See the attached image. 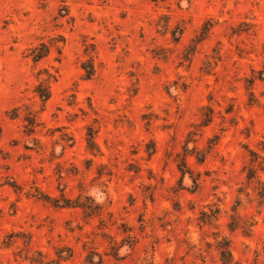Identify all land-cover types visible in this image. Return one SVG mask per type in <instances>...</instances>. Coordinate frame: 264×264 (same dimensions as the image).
Here are the masks:
<instances>
[{"label": "rangeland", "instance_id": "obj_1", "mask_svg": "<svg viewBox=\"0 0 264 264\" xmlns=\"http://www.w3.org/2000/svg\"><path fill=\"white\" fill-rule=\"evenodd\" d=\"M0 128V264H264V0H0Z\"/></svg>", "mask_w": 264, "mask_h": 264}, {"label": "trees", "instance_id": "obj_2", "mask_svg": "<svg viewBox=\"0 0 264 264\" xmlns=\"http://www.w3.org/2000/svg\"><path fill=\"white\" fill-rule=\"evenodd\" d=\"M50 50H51V46H49L48 44H46V43L40 44L38 47L33 49L31 52L33 62L34 63L40 62L43 58L48 56V54L50 53ZM58 50H59V48H58ZM82 69L85 71L87 78H91L95 73V66H94V63L92 60H89V61L83 63ZM51 78L55 79V76L49 75L48 78H44L40 82V84L37 86L36 92L43 101H47L50 98L49 80ZM208 122H209V120H208ZM0 133H1V128H0ZM93 135H94L93 131L90 130L89 141L92 145L94 143L93 142ZM184 169H186L185 166H183V168H182L183 174L186 173V170H184ZM248 180L249 181H252V180L257 181V183L262 187V191L260 192V196L262 198H264V184L260 181L259 177L257 176V171L254 170L253 168L250 169V174L248 175ZM55 203H60V201H55ZM62 203L64 205H67V206L75 205V206L81 207V208L85 209V211H87L90 215L94 214L99 209V206L89 196H86L83 201H81V199L78 198L75 201L63 200ZM220 249H221V258H222L223 262L226 264L232 263L233 259H232L231 251L229 249L228 244H225V246H222Z\"/></svg>", "mask_w": 264, "mask_h": 264}]
</instances>
